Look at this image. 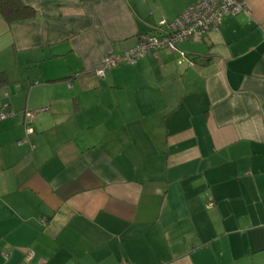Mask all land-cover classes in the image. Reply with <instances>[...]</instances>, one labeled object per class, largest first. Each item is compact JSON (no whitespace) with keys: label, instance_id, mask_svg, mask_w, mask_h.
I'll list each match as a JSON object with an SVG mask.
<instances>
[{"label":"crops","instance_id":"0c3cea01","mask_svg":"<svg viewBox=\"0 0 264 264\" xmlns=\"http://www.w3.org/2000/svg\"><path fill=\"white\" fill-rule=\"evenodd\" d=\"M21 1L0 12V264H264V0L104 78L195 0Z\"/></svg>","mask_w":264,"mask_h":264},{"label":"built area","instance_id":"2783aa9c","mask_svg":"<svg viewBox=\"0 0 264 264\" xmlns=\"http://www.w3.org/2000/svg\"><path fill=\"white\" fill-rule=\"evenodd\" d=\"M240 13L250 14L243 0H195L171 20L161 18L157 29L147 37L138 41L134 46L120 53H109L104 56L102 64L95 70L97 77H102L107 69L119 64H135L139 59L155 54L160 49L177 51L178 45L184 41H200L202 36L210 31H216L222 19L228 15ZM7 93L5 92V95ZM12 114L9 109L0 110V119ZM36 111H27L26 134L32 132L30 121L35 117ZM213 205L209 199L207 207ZM28 256V255H27ZM127 264V263H123Z\"/></svg>","mask_w":264,"mask_h":264},{"label":"trees","instance_id":"16d2710c","mask_svg":"<svg viewBox=\"0 0 264 264\" xmlns=\"http://www.w3.org/2000/svg\"><path fill=\"white\" fill-rule=\"evenodd\" d=\"M0 12L7 20H19L34 15V9L21 0H0ZM5 82V75L0 73V84Z\"/></svg>","mask_w":264,"mask_h":264},{"label":"rangeland","instance_id":"374dc122","mask_svg":"<svg viewBox=\"0 0 264 264\" xmlns=\"http://www.w3.org/2000/svg\"><path fill=\"white\" fill-rule=\"evenodd\" d=\"M123 64H125V65H130V64H128V63H127V64H126V63H123ZM115 67H117V66H115ZM115 67H114V68H115ZM107 71H108V69H107ZM105 72H106V71H105ZM100 78H104V77H100ZM100 80H101V79H100ZM3 93H4V92H3Z\"/></svg>","mask_w":264,"mask_h":264}]
</instances>
